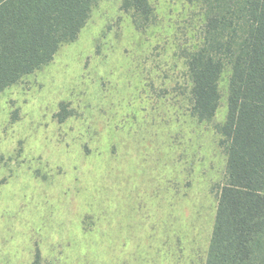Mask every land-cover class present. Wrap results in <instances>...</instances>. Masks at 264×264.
Here are the masks:
<instances>
[{
    "label": "rangeland",
    "instance_id": "374dc122",
    "mask_svg": "<svg viewBox=\"0 0 264 264\" xmlns=\"http://www.w3.org/2000/svg\"><path fill=\"white\" fill-rule=\"evenodd\" d=\"M123 2L100 0L75 42L0 94V264H206L231 70L198 121L202 3L150 0L144 24Z\"/></svg>",
    "mask_w": 264,
    "mask_h": 264
},
{
    "label": "trees",
    "instance_id": "16d2710c",
    "mask_svg": "<svg viewBox=\"0 0 264 264\" xmlns=\"http://www.w3.org/2000/svg\"><path fill=\"white\" fill-rule=\"evenodd\" d=\"M99 1L0 0V94L75 42ZM196 1L205 31L187 66L198 121H214L220 80L231 70L227 117L216 127L227 172L206 264H264V0ZM122 9L144 24L153 14L150 0H124ZM58 116L63 122L68 115ZM39 259L38 252L34 264Z\"/></svg>",
    "mask_w": 264,
    "mask_h": 264
}]
</instances>
